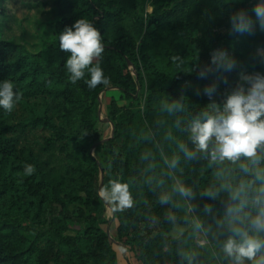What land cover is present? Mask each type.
I'll use <instances>...</instances> for the list:
<instances>
[{
	"label": "trees",
	"instance_id": "1",
	"mask_svg": "<svg viewBox=\"0 0 264 264\" xmlns=\"http://www.w3.org/2000/svg\"><path fill=\"white\" fill-rule=\"evenodd\" d=\"M6 1L0 0V17ZM146 2L151 14L144 12ZM259 2L63 0L56 4L53 36L39 52L0 38V80H11L21 95L11 113L0 109V264H119L104 228L110 221L99 196L102 176L128 186L131 207L114 211L108 204L118 222L115 241L137 264H188L182 253L192 264H232L222 246L231 228L243 225L228 209L240 208L242 218L257 214L252 200L264 188V157L258 173L241 157L248 170L229 168L232 177L224 187L212 176L218 161L210 157L212 143L197 151L189 125L212 104L223 105L243 83L240 73H264V32L255 24L251 34H237L229 23L241 9L255 21ZM130 16L139 31L136 42L125 30ZM81 18L101 33L105 52L99 63L108 86L73 84L64 67L59 34ZM217 49L228 52L236 67L228 72L212 65L201 79ZM213 85L209 97L204 90ZM108 89L119 97L103 104L100 97ZM99 106L107 107L114 126L106 141ZM180 144L194 157L186 158ZM97 145L100 158L93 154ZM174 158L179 162L173 168ZM26 165L33 166L32 174ZM178 183L192 190L185 198L200 229L183 216L173 190ZM198 231L210 243L205 250L196 243Z\"/></svg>",
	"mask_w": 264,
	"mask_h": 264
},
{
	"label": "clouds",
	"instance_id": "2",
	"mask_svg": "<svg viewBox=\"0 0 264 264\" xmlns=\"http://www.w3.org/2000/svg\"><path fill=\"white\" fill-rule=\"evenodd\" d=\"M255 21L248 13L241 9L229 18L231 31L237 34H251L254 25L258 24L259 30L264 32V0L253 9ZM59 50L67 54L64 67L70 74L71 83L75 84L84 80L89 89H95L98 85L108 86L111 81L105 76L99 60L105 52V45L100 31L87 19H78L72 26L66 27L60 32ZM212 65L216 70L223 69L231 72L236 67V61L228 52L217 49L211 54V65L199 73L201 79L206 78L212 71ZM89 77L85 79V77ZM240 81L227 95L222 106L212 104L209 111H204L189 125V133L195 149L205 152L210 143L213 147L210 157L213 161L235 162L241 157L248 158L255 165L260 159V152L264 151V73L256 72L245 75L240 73ZM205 94L209 97L215 91V85L205 88ZM21 95L14 90L11 80H0V109L11 113L20 101ZM173 105L172 108H178ZM171 110V109H170ZM180 150L186 158H192L195 152L190 151L184 144H180ZM178 158L171 161V167H176ZM241 167L247 171L246 165ZM26 174H32L33 166H25ZM180 196L191 197L192 190L178 183L173 189ZM208 194V193H205ZM99 196L107 203L114 206V211H122L131 207L133 201L128 186L112 180L107 188L99 192ZM239 192L232 194L236 200ZM167 196L162 197L161 202H166ZM253 207L257 208L254 216L241 217L240 208L229 207L228 214H236L235 219L242 227H232L233 233L222 246L226 256L232 259V264H264V188L252 200ZM195 228L202 226L195 222ZM188 264H192V258L187 254H181Z\"/></svg>",
	"mask_w": 264,
	"mask_h": 264
},
{
	"label": "rangeland",
	"instance_id": "3",
	"mask_svg": "<svg viewBox=\"0 0 264 264\" xmlns=\"http://www.w3.org/2000/svg\"><path fill=\"white\" fill-rule=\"evenodd\" d=\"M60 1L63 0H7L5 5L6 14L3 17H0V38L24 45L32 53L39 52L41 50L42 44L53 36L54 24L57 20L56 4ZM152 11L153 8L150 6V3L146 2L144 6V12L146 14H151ZM125 30L131 35L134 42H136L139 31L138 29L136 30V24L134 22L133 16H130V18L127 20ZM111 96H115L116 98L119 97L116 89L106 90L101 95L100 101L105 104L107 101H109ZM118 101L119 105L121 106L129 105V101ZM106 111L107 107L105 106H103V110L100 108V106L97 108V114L101 121V128L104 131V137H106L105 141L114 136V126L112 125L110 116H107ZM102 153L103 150L99 145L93 150V154L97 158H100ZM260 155L261 159L252 168V170L257 173L262 171L259 167L263 162L264 151H261ZM225 165L227 166L225 167ZM241 165L243 164L240 162V160L235 162L228 160L221 162L218 160L214 163L212 176L216 180L222 182L224 187H226L232 177V172L229 170V168H239ZM110 182L111 181L105 182L102 176L100 182L103 184L102 189L107 188ZM176 195L179 205L183 210L184 218L188 222L194 223L195 216L186 198L180 196L177 192ZM107 205L108 219L110 224L106 225L104 228L109 233L111 239L115 242L114 246L119 256V264H137L133 255L128 250L123 249L122 246H119V243L115 241L116 227L118 222L113 217V213L108 203ZM182 230V228H179L178 232L174 231L172 235H180ZM196 243L201 250H205L210 244L204 232L202 231L197 232Z\"/></svg>",
	"mask_w": 264,
	"mask_h": 264
},
{
	"label": "water",
	"instance_id": "4",
	"mask_svg": "<svg viewBox=\"0 0 264 264\" xmlns=\"http://www.w3.org/2000/svg\"><path fill=\"white\" fill-rule=\"evenodd\" d=\"M97 146H98V145H97ZM97 146H96V147H97ZM102 185H103V184L101 183L100 190H102Z\"/></svg>",
	"mask_w": 264,
	"mask_h": 264
}]
</instances>
